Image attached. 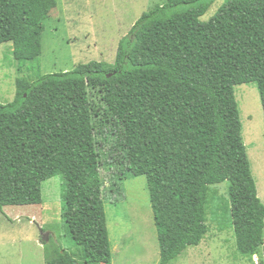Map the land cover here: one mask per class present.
I'll return each instance as SVG.
<instances>
[{
	"label": "trees",
	"instance_id": "obj_1",
	"mask_svg": "<svg viewBox=\"0 0 264 264\" xmlns=\"http://www.w3.org/2000/svg\"><path fill=\"white\" fill-rule=\"evenodd\" d=\"M215 1L158 4L119 41L113 63L19 79L15 99L0 102V214L42 203V183L64 175L62 215L79 248L46 243V264L112 261L100 148L110 132L129 175L148 178L159 264L202 243L210 186L225 181L229 200L213 210L220 228L233 227L243 256L264 249V202L236 98V86L255 84L264 111V0H225L202 20ZM57 6L0 0V44L12 43L19 61L38 59Z\"/></svg>",
	"mask_w": 264,
	"mask_h": 264
},
{
	"label": "rangeland",
	"instance_id": "obj_2",
	"mask_svg": "<svg viewBox=\"0 0 264 264\" xmlns=\"http://www.w3.org/2000/svg\"><path fill=\"white\" fill-rule=\"evenodd\" d=\"M225 0H216L202 20H209ZM167 0H58L45 21L43 53L34 61H19L12 43L0 44V102L15 99L17 80L72 71L91 61L113 63L119 41L139 17ZM236 98L258 193L264 202V111L255 84L236 86ZM133 138V137H131ZM117 134L100 139L103 195L112 248V261L98 264H159L160 247L150 187L146 175L127 172L124 155L115 150ZM228 181L210 186V230L202 243L189 247L172 264H264V249L253 257L237 250L233 227L213 210L229 200ZM64 175L42 183V203L4 207L0 214V264H46L45 245L56 244L71 253L78 250L62 215ZM95 264V263H93Z\"/></svg>",
	"mask_w": 264,
	"mask_h": 264
},
{
	"label": "water",
	"instance_id": "obj_3",
	"mask_svg": "<svg viewBox=\"0 0 264 264\" xmlns=\"http://www.w3.org/2000/svg\"><path fill=\"white\" fill-rule=\"evenodd\" d=\"M111 74H109V76H110Z\"/></svg>",
	"mask_w": 264,
	"mask_h": 264
}]
</instances>
